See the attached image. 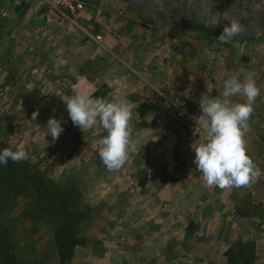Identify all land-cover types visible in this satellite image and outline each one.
<instances>
[{"label": "crops", "instance_id": "crops-1", "mask_svg": "<svg viewBox=\"0 0 264 264\" xmlns=\"http://www.w3.org/2000/svg\"><path fill=\"white\" fill-rule=\"evenodd\" d=\"M17 3V0H0V81L9 79L18 83L6 85L5 90L1 88L4 98L0 127L7 125L10 133L18 138L19 145L31 153L33 149L39 150L43 142L47 151L53 146L56 152L63 153L60 163L65 165L61 167V178L69 174L68 164L72 163L74 171L83 172L88 182L91 181L86 191L90 193L91 198L87 199L95 218L85 232L86 243L76 248L73 263L218 264L227 251L239 250L247 244L244 242H251V246H256L255 254L264 256V176L241 188L207 186L193 164L194 142L190 137L185 133L166 135L151 121L150 109L141 114L140 106L148 103L151 89L128 76L129 68L144 77V69H150L148 81L156 87L164 86L169 76V70L157 67L160 51L144 41L145 31H141L144 28L138 22L143 10L134 6L126 9V23L120 30V37L102 27L104 44L101 46L89 41L60 14L33 11L29 5L20 14ZM143 4L144 9L152 7ZM100 5L107 17V0H101ZM153 8L161 14L155 4ZM36 23L38 27H34ZM175 49L178 57L172 62L174 66H181L185 75H176L173 84L189 93L203 90L209 75L215 77L221 87L230 76L243 72L244 69L239 70L243 64H251L243 61L244 55L238 52L234 53V60L220 53L206 57L202 44L180 45ZM20 52L23 60L16 62ZM9 60L11 65L18 66V71L6 70ZM253 60H257L255 56ZM26 71L29 78L22 76ZM249 72H252L251 67ZM31 74L39 76H33L31 81L46 84L41 86V91L47 96L41 105V118L35 121L32 116L22 118L23 125L18 120L20 115H15L33 114V111L26 107V100L22 105V97H17V92L26 99L34 91L17 89L29 81ZM262 74L257 73L255 77L261 93L254 104L250 131L245 139L248 154L264 172ZM53 83L57 85L55 91ZM103 84L109 89L106 98L115 94L133 109L131 145L135 151L129 153L120 170L114 171H109L99 157L98 141L107 135L99 122L87 130L86 141L73 144L72 149H75L71 154L62 141L53 143L52 139L42 138L40 130L41 126L48 130L47 122L53 116L56 119L61 116L63 121L69 118L60 96L74 92L90 95ZM243 100L240 96L233 97L234 102ZM66 132L61 135L65 137Z\"/></svg>", "mask_w": 264, "mask_h": 264}, {"label": "rangeland", "instance_id": "rangeland-1", "mask_svg": "<svg viewBox=\"0 0 264 264\" xmlns=\"http://www.w3.org/2000/svg\"><path fill=\"white\" fill-rule=\"evenodd\" d=\"M81 1L84 2L86 10L78 18L80 25L84 26L93 33H102L100 29L105 27L107 32L114 33L119 37L121 35L120 30L125 26L126 23V9H128L129 6H134L133 8L137 7L139 10H143L141 19L138 20V22L141 25V28H144V30L141 31H145L144 41L147 43H152L154 47L160 51L157 67L160 69L169 70V76L167 81L164 82V86L168 81H171L173 84V80L175 81L176 75H185L182 67L177 65L174 66L172 62L173 59L178 57L175 52V48L180 45L194 46L196 44H202V51H205L206 57L220 53L222 57L234 60L236 59L234 53H241L244 55L243 61L251 63H248L249 65L243 64V68L241 67V69H239H244L240 74L241 80L245 75L248 74L250 67L252 71H256L255 74L263 73L261 76H264V45L262 44L264 43V0H147L146 2H136L132 0H107V6L105 7V9L107 8V17L104 16L105 12L101 10V0ZM17 2L16 9L20 14L29 8L28 5L31 6L33 11L40 10L48 13H59L54 8L55 0H17ZM143 3H146L152 7L144 9L145 7ZM154 4L158 9L161 10L160 15L154 10ZM140 6L143 8H140ZM88 12L90 13L88 14ZM163 12H165V14ZM69 15L72 16L71 14ZM61 16L68 20L65 16ZM232 19H236L241 23L244 28V31L241 34H246L249 38L240 39L232 37L230 42L222 43L217 38L220 33H217L212 37H208L207 39V32L205 29L200 27L203 26L204 28L207 27L212 30H218L222 32L224 24ZM154 22L155 24H153ZM38 24L39 23L34 24V27H38ZM110 25H113V27L110 28ZM74 27L89 41L103 46L104 40L102 43L96 42L89 38L82 29L76 26ZM55 34L56 32L54 33V38ZM54 38H51L52 41H55ZM35 54L37 55V53ZM20 55L21 52L19 55H17L16 62H21L23 60ZM254 56L257 60H253L252 62L251 59ZM168 60L172 62L171 65H167L165 63V61ZM10 63L11 61L9 60V64L7 67H5L6 70H19L18 66H13ZM149 73L150 69L145 68L144 75L146 79H148L147 76ZM127 74L128 76L134 78L138 83H140V79L143 77L140 73L136 72L132 68H129ZM22 76H27L29 78L27 71L26 73H22ZM33 76L34 78L39 77L38 74H31L29 81L25 82L26 84L17 89V91L28 90L34 92L26 97V99L23 98L21 92H17V97H22V105L26 100V102H28L26 107L29 106L30 111L33 112L39 110V114L41 115V105L47 96V93H43V91H41V86L43 85L44 87L46 84L39 80L31 81ZM257 76L255 75V77ZM182 77L183 76H181V78ZM16 79L17 78L15 77L14 80ZM3 80L4 79L0 81V108L3 104L2 101L4 98V96L1 94V88L5 90V86L8 84L18 85V83L15 81H9L8 79V81L4 82ZM210 83L217 85L220 88V91L223 89V86L220 87L219 84L216 83L215 77L209 75L205 81V87L203 90H205ZM222 85H224V83ZM55 86H57L56 83H53V91H55ZM69 87L70 86L67 88ZM147 102L152 106L150 109L152 115L151 121L158 125V112L151 104L149 95L147 97ZM19 115L20 119L18 120L21 122L22 118H29L32 116V114L26 113L15 116ZM40 115L38 116L39 118L42 116ZM44 116L49 118L48 115ZM57 119H61V116L57 117ZM22 123L25 125L24 122ZM40 130L43 131L42 138H49L50 140L52 139L51 135L48 133V130L46 131L42 126ZM88 132L89 131L87 130L85 132L81 131L80 128L75 126L70 120V128L67 130L65 137L60 135L57 141H62V144H66L65 149L71 154V151L75 149V147L72 149L73 144L76 143L79 145L86 141L85 137L88 136ZM0 137L6 140L13 147L17 148V145L20 144L18 138L10 133L7 125L0 127ZM43 143L44 145H40L39 150L33 149L32 153L28 148H25L29 154V159L27 161L38 165L49 178L64 185L68 184L71 187L80 190L84 199V203L89 207V214L85 217V219H83L80 226L81 235L85 238V234L91 227L93 218H95L94 211L87 199L91 198V196H89L90 193L86 191L89 189L91 181L88 182V179L84 176L83 172L74 171V166L72 167V163L68 164L69 174L64 178H61V167L65 165L64 163H60L61 159L63 158V153L56 152L53 146H49V150L47 151L45 142ZM50 152L51 154H49ZM84 169L86 170L87 166H84ZM79 174H81V176H79ZM31 199L32 197L29 196L19 197L13 200L9 208L3 214V219L9 226L12 233V238L15 242V251L18 257H20L23 261V264H59L57 246L55 244L54 235L51 228L46 223L38 220L35 216L27 214V209L29 208ZM244 243L247 244H243L239 250L227 251L225 253V258L223 257V261H218V264H264V256H258L255 254L256 246H251V242ZM230 253H233L232 258H230ZM260 254L263 253L261 252ZM73 262L74 257L71 261V264H74Z\"/></svg>", "mask_w": 264, "mask_h": 264}, {"label": "clouds", "instance_id": "clouds-1", "mask_svg": "<svg viewBox=\"0 0 264 264\" xmlns=\"http://www.w3.org/2000/svg\"><path fill=\"white\" fill-rule=\"evenodd\" d=\"M244 31L241 23L232 19L224 24L223 31L217 37L222 43H228L232 37ZM255 72H249L241 80L240 73H235L224 81L223 89L217 95L199 100L201 115L194 117L196 128L202 130L201 143H194L193 164L202 174L207 186L220 189L249 186L262 178L264 172L248 154L245 139L250 131V119L254 104L260 96ZM111 98L96 97L85 92L60 96L66 104V110L72 123L81 131L93 129L99 122L107 135L98 143L99 157L109 170H120L126 163L129 153L135 151L131 145L133 109L127 102L115 94ZM243 97V102H234L233 97ZM39 110L32 114L35 121ZM63 118L51 117L46 128L52 141L58 140L65 131ZM29 159L23 145L16 150L11 147L0 151V164L8 161L19 163Z\"/></svg>", "mask_w": 264, "mask_h": 264}, {"label": "trees", "instance_id": "trees-1", "mask_svg": "<svg viewBox=\"0 0 264 264\" xmlns=\"http://www.w3.org/2000/svg\"><path fill=\"white\" fill-rule=\"evenodd\" d=\"M200 27L205 29L208 37L221 33L218 30ZM234 37L249 38L246 34ZM108 91L107 85L103 84L90 95L93 98H106ZM140 108L143 114L144 110H149L152 106L143 103ZM70 120L69 118L63 123L65 131L70 128ZM8 147L17 149L0 137V151ZM29 196L32 199L27 214L35 216L51 228L59 264H71L76 248L85 243L80 226L89 214V207L84 203L80 190L49 178L38 165L27 160L19 163L9 160L7 165L0 164V264H23L15 251V242L3 214L13 200ZM232 256L233 253H230V258Z\"/></svg>", "mask_w": 264, "mask_h": 264}, {"label": "built area", "instance_id": "built-area-1", "mask_svg": "<svg viewBox=\"0 0 264 264\" xmlns=\"http://www.w3.org/2000/svg\"><path fill=\"white\" fill-rule=\"evenodd\" d=\"M54 8L60 15L65 16L68 21L82 29L89 38L102 43L104 35L102 33H93L84 26L80 25L78 18L86 10V6L81 0H55ZM71 14L72 16H70ZM113 25H110L112 28ZM171 65V61H165ZM164 63V64H165ZM140 83L150 84V102L158 112L157 123L166 135H176L185 133L195 143H201L202 130L195 129L196 122L194 117L201 115L199 100L202 95L212 97L218 94V88L214 83H210L207 88L201 92L189 93L178 88V85L168 81L165 86H153L144 76Z\"/></svg>", "mask_w": 264, "mask_h": 264}]
</instances>
